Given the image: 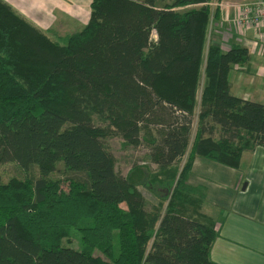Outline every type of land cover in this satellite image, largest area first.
I'll return each mask as SVG.
<instances>
[{
  "label": "trees",
  "instance_id": "1",
  "mask_svg": "<svg viewBox=\"0 0 264 264\" xmlns=\"http://www.w3.org/2000/svg\"><path fill=\"white\" fill-rule=\"evenodd\" d=\"M220 2L92 0L81 30L53 38L0 0V165H17L0 173V264H221L189 175L197 157L236 168L264 147V103L231 92L252 55L209 40ZM119 135L150 142L158 171L119 173ZM62 180L71 195L53 196Z\"/></svg>",
  "mask_w": 264,
  "mask_h": 264
},
{
  "label": "crops",
  "instance_id": "2",
  "mask_svg": "<svg viewBox=\"0 0 264 264\" xmlns=\"http://www.w3.org/2000/svg\"><path fill=\"white\" fill-rule=\"evenodd\" d=\"M5 1L25 14V3L45 0ZM76 1L80 5L86 0ZM230 1L221 0L220 20L211 23L209 35H220V41L228 31L235 32L231 19L236 9L230 8ZM258 30V35L254 31L243 37L252 59L234 65L229 80L234 95L264 103V29ZM255 41L258 44L252 49ZM188 180L207 191V204L201 212L215 221L219 232L213 259L221 264H264V147L244 152L236 168L197 157Z\"/></svg>",
  "mask_w": 264,
  "mask_h": 264
},
{
  "label": "rangeland",
  "instance_id": "3",
  "mask_svg": "<svg viewBox=\"0 0 264 264\" xmlns=\"http://www.w3.org/2000/svg\"><path fill=\"white\" fill-rule=\"evenodd\" d=\"M244 1L252 0H231L230 8L233 10L236 9V16L231 19L234 24V31H228L225 33V36L220 41V35L213 36L209 35V40L214 43L220 44L224 49H228L233 42H239L245 45L243 37L247 34L257 32V35L260 34L258 28L260 26L254 27L252 22H247V26H244L238 22V12L239 6L244 4ZM227 3V1H225ZM27 8H23L22 13L20 10L16 9L18 13L26 17L33 24L37 25L39 28L44 30L47 34L56 38L58 36H64L76 31L81 30L89 21L91 13V0L83 1L82 4H78L76 0H45L40 2H27L25 3ZM29 5V7H28ZM229 6V4H228ZM220 19H217V21ZM214 20L212 24L215 22ZM237 21V22H235ZM222 26V25H221ZM218 26L217 28H221ZM258 27V28H257ZM210 33V31H209ZM232 39V40H231ZM220 41V42H218ZM258 44L255 41V45ZM192 140L194 138L196 129H197V118H193L192 124ZM156 132V130L154 131ZM157 134V132H156ZM107 144L109 149L112 151L115 157L116 169L122 175H127L131 170H137V173H143L145 178L150 172L158 171V166L152 162L149 158V148L150 142L142 141L139 144L125 145V139L120 135L107 138ZM185 157L180 158L176 163V169L182 168V165L185 161ZM17 171V165L15 163H5L0 165V173L4 181H8ZM174 186L171 184L168 185V188L164 184L156 183L152 186V190L158 194L160 197L168 196L172 191ZM144 193L145 198L150 201L154 199V195L148 191L147 188H141ZM71 195V189L69 183L66 180H62L59 188L56 189L53 196L57 197H67ZM163 199V198H162ZM161 199L157 198V201ZM149 205V204H148ZM70 247L81 248V239L80 234L77 230L73 229L71 234V240L66 243Z\"/></svg>",
  "mask_w": 264,
  "mask_h": 264
},
{
  "label": "built area",
  "instance_id": "4",
  "mask_svg": "<svg viewBox=\"0 0 264 264\" xmlns=\"http://www.w3.org/2000/svg\"><path fill=\"white\" fill-rule=\"evenodd\" d=\"M237 20L244 26H247L249 21L252 22V25L264 26V0H258L248 5H240Z\"/></svg>",
  "mask_w": 264,
  "mask_h": 264
}]
</instances>
